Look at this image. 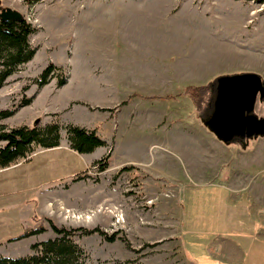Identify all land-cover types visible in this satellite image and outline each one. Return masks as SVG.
<instances>
[{"label": "rangeland", "instance_id": "1", "mask_svg": "<svg viewBox=\"0 0 264 264\" xmlns=\"http://www.w3.org/2000/svg\"><path fill=\"white\" fill-rule=\"evenodd\" d=\"M8 7L36 28L37 51L0 89V110L32 103L1 122L63 129L60 146L0 170V239L46 227L0 252L33 254L56 237L52 221L100 229L74 236L88 264H239L234 242L242 264H264V135L225 142L207 124L221 77L264 81V0H0ZM51 63L61 71L38 86ZM190 86L211 88L204 106ZM253 114L264 118L263 98ZM68 124L97 129L106 146L74 151Z\"/></svg>", "mask_w": 264, "mask_h": 264}, {"label": "trees", "instance_id": "2", "mask_svg": "<svg viewBox=\"0 0 264 264\" xmlns=\"http://www.w3.org/2000/svg\"><path fill=\"white\" fill-rule=\"evenodd\" d=\"M28 4H35L39 0H25ZM36 32V28L27 19L4 21L0 17V89L6 84L8 78L12 76L19 68L30 62L36 54L37 47L30 43V37ZM61 68L51 63L35 79V83L43 87L47 85L52 78L57 76ZM66 83L65 77L58 78V85L63 86ZM209 86H190L187 92L196 102L203 101L210 92ZM204 97V98H203ZM216 99V96H215ZM33 97H24L19 105L0 110V169L10 167L20 159H29L30 155L37 147L43 149L54 148L61 145L63 126L59 121H52L45 125H22L17 127H8L1 121L14 116L17 111L24 106L30 105ZM207 103V101L205 102ZM199 107L201 109L202 106ZM208 112L207 119L212 115ZM207 114V113H206ZM67 139L70 148L80 154L94 152L97 148L106 146L107 142L97 133V130L87 129L75 124L65 126ZM110 156L95 162L99 172H104L109 168ZM55 238L32 245L33 254L22 257H8L0 253V264H88V253L80 246L74 236L77 232L84 235H92L101 232L99 228H72L59 227L52 221H49ZM46 232L45 226L27 229L20 236L12 240H22L30 236L40 235ZM102 233V232H101ZM110 241L116 239L115 236L108 238ZM99 264H136V261L128 262H100Z\"/></svg>", "mask_w": 264, "mask_h": 264}, {"label": "water", "instance_id": "3", "mask_svg": "<svg viewBox=\"0 0 264 264\" xmlns=\"http://www.w3.org/2000/svg\"><path fill=\"white\" fill-rule=\"evenodd\" d=\"M4 21L22 20L24 15L12 8H2ZM264 99V81L257 74L247 73L221 77L209 128L225 142L237 136L264 135V118L253 114L255 104Z\"/></svg>", "mask_w": 264, "mask_h": 264}, {"label": "crops", "instance_id": "4", "mask_svg": "<svg viewBox=\"0 0 264 264\" xmlns=\"http://www.w3.org/2000/svg\"><path fill=\"white\" fill-rule=\"evenodd\" d=\"M91 129H93V128H91ZM97 130V129H96ZM98 131V130H97ZM206 131V133L208 134V135H210L211 137H210V140H212L213 142H221L219 139V141L217 140V138L216 137H214L213 136V134L210 132V130H205ZM0 170H2V169H0ZM215 186H217L218 187V185H215ZM223 187H225V186H223ZM200 188H203V187H200ZM1 209V208H0ZM3 229H5V231H8L9 229H7V228H5V227H2ZM24 230H25V225H23L22 226V232L20 233V232H17L16 234H9L8 232H6L7 234H5L4 236H2V238L0 239V241L2 242L1 244L3 245V243L5 242V241H7L8 239H12V238H14V237H16V236H18V235H20V234H22L23 232H24ZM34 241V239H30V240H27V242L28 243H30L31 241ZM36 241V240H35ZM12 243H14V242H12ZM31 244V243H30ZM228 248L232 251V253H234V255L236 256V257H234V260L236 261V263H239V264H242L241 263V260H242V255H243V250H242V248H241V246L239 245V244H237V243H230V245L228 246ZM2 255H3V253L2 252H0ZM30 254V253H29ZM28 255V254H27ZM5 256V255H4ZM8 257H13V256H8Z\"/></svg>", "mask_w": 264, "mask_h": 264}]
</instances>
